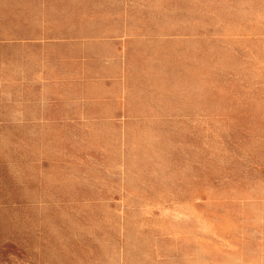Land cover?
Segmentation results:
<instances>
[{"label":"rangeland","instance_id":"1","mask_svg":"<svg viewBox=\"0 0 264 264\" xmlns=\"http://www.w3.org/2000/svg\"><path fill=\"white\" fill-rule=\"evenodd\" d=\"M52 25L82 79L48 128L0 131V264H264V0H66Z\"/></svg>","mask_w":264,"mask_h":264},{"label":"crops","instance_id":"2","mask_svg":"<svg viewBox=\"0 0 264 264\" xmlns=\"http://www.w3.org/2000/svg\"><path fill=\"white\" fill-rule=\"evenodd\" d=\"M65 1L0 0V131L48 128L53 88L62 103L68 81L82 79L68 69L66 29L53 32L52 4Z\"/></svg>","mask_w":264,"mask_h":264}]
</instances>
